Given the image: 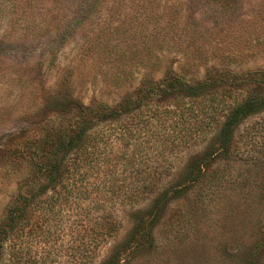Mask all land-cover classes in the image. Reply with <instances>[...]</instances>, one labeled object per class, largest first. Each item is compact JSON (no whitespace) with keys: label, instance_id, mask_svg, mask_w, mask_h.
I'll use <instances>...</instances> for the list:
<instances>
[{"label":"trees","instance_id":"obj_1","mask_svg":"<svg viewBox=\"0 0 264 264\" xmlns=\"http://www.w3.org/2000/svg\"><path fill=\"white\" fill-rule=\"evenodd\" d=\"M214 1L222 2L221 8L240 7L238 0ZM80 4L88 9L87 0ZM235 19L251 23V28L232 40L239 41L235 43L239 53L232 56L234 50H228L226 56L233 64L212 67L201 79L184 77L172 68L155 78L163 58L146 47L132 50L129 57L158 60L122 64L135 65L137 72L133 69L130 74L141 78L135 92L117 104L85 106L65 88L56 89L58 93L54 89L48 101L55 112L68 115L67 122L46 126L37 137L23 134L0 150V163L8 170L19 163L30 167L0 217V264H97L101 250L121 227L114 206L151 199L148 208L133 212L132 231L101 263L129 264L151 245L169 204L191 190L198 203L207 205L212 193L233 182L227 164L232 158L255 165L258 155L264 156V67L237 68L243 65L237 63L241 57L264 52V11ZM93 38L82 48V56L96 52ZM64 100L66 105L60 104ZM252 117L261 121L240 131ZM202 145L203 151L190 158L176 179L171 178L175 157Z\"/></svg>","mask_w":264,"mask_h":264},{"label":"rangeland","instance_id":"obj_2","mask_svg":"<svg viewBox=\"0 0 264 264\" xmlns=\"http://www.w3.org/2000/svg\"><path fill=\"white\" fill-rule=\"evenodd\" d=\"M80 1L0 0V150L23 134L37 137L46 126L67 122L68 115L55 112L48 101L54 89L65 88L85 106L93 102L114 105L135 92L141 75L131 76L136 69L132 64L121 72L125 62L163 58L155 73L157 79L167 68L201 79L212 67L233 64L227 58L228 50H234L232 56L238 54L235 43L239 41L232 40L251 28V23H239L235 18L264 11V0H238L239 9L232 10L212 0H87L88 9ZM94 4L97 6L91 10L89 6ZM103 31L109 34L106 39ZM94 36L96 52H83L82 56ZM146 47L154 48L152 55L157 58L129 57L132 50ZM159 48L164 50L157 51ZM237 63L243 64L237 68L264 67V52L241 57ZM60 104L66 105V100ZM260 121V117H252L240 131ZM203 149L204 145L192 146L176 156L171 178L176 179L190 158ZM258 156L255 165L232 158L227 164L233 182L212 193L207 205L198 203L191 190L169 204L153 231L151 245L137 252L129 264H264V156ZM29 168V164L19 163L8 170L0 163V217ZM150 205L151 199L140 205L112 207L121 227L101 250L97 264L132 231L133 212ZM64 252L62 249L61 256Z\"/></svg>","mask_w":264,"mask_h":264}]
</instances>
